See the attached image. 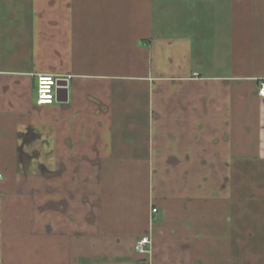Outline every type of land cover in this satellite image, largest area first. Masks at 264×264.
Returning <instances> with one entry per match:
<instances>
[{"label": "crops", "instance_id": "0c3cea01", "mask_svg": "<svg viewBox=\"0 0 264 264\" xmlns=\"http://www.w3.org/2000/svg\"><path fill=\"white\" fill-rule=\"evenodd\" d=\"M263 80L264 0H0V264H264Z\"/></svg>", "mask_w": 264, "mask_h": 264}, {"label": "built area", "instance_id": "2783aa9c", "mask_svg": "<svg viewBox=\"0 0 264 264\" xmlns=\"http://www.w3.org/2000/svg\"><path fill=\"white\" fill-rule=\"evenodd\" d=\"M197 76V74H194ZM59 79L52 75H41L37 78L36 86V105L48 106L52 105L56 101V88ZM258 95L264 99V80L260 82L258 87ZM1 178V175H0ZM156 213V209L152 210ZM151 237L149 235L141 236L135 243L134 249L137 253L144 257L149 255V247L151 245ZM139 264H148L147 261H142Z\"/></svg>", "mask_w": 264, "mask_h": 264}, {"label": "water", "instance_id": "95a60500", "mask_svg": "<svg viewBox=\"0 0 264 264\" xmlns=\"http://www.w3.org/2000/svg\"><path fill=\"white\" fill-rule=\"evenodd\" d=\"M67 82L65 80H59L57 83V88H56V101L60 102L59 95L64 94L63 96L65 97L67 95Z\"/></svg>", "mask_w": 264, "mask_h": 264}]
</instances>
